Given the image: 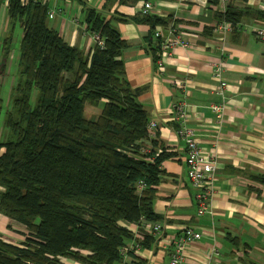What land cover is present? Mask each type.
<instances>
[{
    "label": "trees",
    "instance_id": "trees-1",
    "mask_svg": "<svg viewBox=\"0 0 264 264\" xmlns=\"http://www.w3.org/2000/svg\"><path fill=\"white\" fill-rule=\"evenodd\" d=\"M7 1L0 73L14 22L23 33L17 79L0 119V213L24 226L27 237L15 244L0 235V264H118L126 242L155 244L153 235L137 234L129 225L162 219L153 201L162 161L171 154L145 151V142L153 146L156 140L149 137L148 114L138 100L144 88L131 87L125 75L120 56L127 42L111 18L83 0L86 30L103 41L88 52L48 26L46 4ZM247 11L264 20V11ZM242 14L228 5L219 18L236 29ZM116 19L149 25L146 52L156 68L162 41L154 35L156 26L179 33L166 26L168 19L150 14L119 13ZM211 29L204 27L203 35ZM86 105L99 106V114L86 117ZM255 173L249 176L264 184V174Z\"/></svg>",
    "mask_w": 264,
    "mask_h": 264
},
{
    "label": "crops",
    "instance_id": "crops-1",
    "mask_svg": "<svg viewBox=\"0 0 264 264\" xmlns=\"http://www.w3.org/2000/svg\"><path fill=\"white\" fill-rule=\"evenodd\" d=\"M81 1L36 3L54 10L53 17L47 19L49 27L70 45L88 52L95 42L93 33L86 30ZM83 1L111 18L127 42L120 56L127 81L131 87L144 88L138 100L149 122H156L152 137L156 144L146 141V147L155 154L171 153L162 161L164 173L153 201L154 211L162 216L157 221L161 232L154 236L155 244L141 247L130 259L137 264H168L170 241L188 226L201 235L187 245L182 264L208 260L218 264H264V184L249 176L255 171L264 174V38L254 31L264 29V20L247 11V7L264 11V0H139L135 4ZM144 1L152 3L148 14L168 19L166 26L173 25L189 43L175 47L161 70L153 66L146 52L149 25L116 19L119 13L141 15L138 5ZM7 2L3 0L0 5V16L5 19ZM228 5L243 13L240 27L217 32L214 26L223 21L219 13ZM5 19L0 23L3 33ZM49 20H53L51 26ZM204 27L212 28L206 36L202 33ZM164 28L157 25L155 30ZM218 63H222V77L228 85L220 126L210 109V104L219 100L214 93L218 80L213 76ZM177 80H183V90L174 87ZM178 101L183 103L182 119L174 115L173 104ZM181 125L193 130L198 146L209 151L217 163L211 212L201 215L197 214L195 190L186 174L184 140L175 130ZM2 130L0 125V135ZM129 227L134 228L133 223ZM26 232L24 226L0 213V235L4 240L19 244L27 237Z\"/></svg>",
    "mask_w": 264,
    "mask_h": 264
},
{
    "label": "built area",
    "instance_id": "built-area-1",
    "mask_svg": "<svg viewBox=\"0 0 264 264\" xmlns=\"http://www.w3.org/2000/svg\"><path fill=\"white\" fill-rule=\"evenodd\" d=\"M22 4H27L30 2H36L39 0H20ZM44 2V0H43ZM138 10L142 14H148L151 10L152 3L150 1H144L142 4L138 5ZM54 15V10H47L48 18H52ZM233 24L229 21H221L219 24L215 25L214 28L217 32H226L233 29ZM237 27V26H236ZM257 36L264 38V29L255 28L254 29ZM155 36H160L161 41V51L158 53L157 66L158 70L163 68V62L165 58L173 55L174 48L177 46H189L187 40L183 38L181 33H176L174 28L168 27L166 30L156 29ZM94 42L99 46H103V41L99 34H92ZM213 76L218 80V84L215 87L214 93L218 96L219 100L210 104V109L216 115L215 122L218 126L223 122V109L227 103V82L222 77V63H218L213 68ZM174 87L183 90L184 83L183 80H177L174 82ZM173 110L175 112L176 119H182L184 117L183 103L182 101L175 102L173 104ZM156 122H148L147 129L149 137L152 138L155 134L154 128ZM177 134L183 138L185 144V166L186 174L190 181L191 186L195 190V200L197 202V214L201 215L205 212H211L210 207V196L214 189V180L217 169V163L209 151L198 146L195 134L193 130L185 125H181L176 129ZM149 147H146L145 151H148ZM151 158L150 160H152ZM133 232L137 234H150L157 236L161 232V225L158 222H146L143 221L140 226L133 224ZM138 228H141L139 231ZM141 232V233H140ZM200 232H195L191 227H184L177 235H175L170 241L172 248L169 254L168 264H182L183 255L187 245L199 238ZM169 244V241H167ZM141 242L132 240L126 242L123 246L119 248V253L122 260L118 264H133L131 255L136 253L141 248ZM203 264H218L216 260H208Z\"/></svg>",
    "mask_w": 264,
    "mask_h": 264
},
{
    "label": "rangeland",
    "instance_id": "rangeland-1",
    "mask_svg": "<svg viewBox=\"0 0 264 264\" xmlns=\"http://www.w3.org/2000/svg\"><path fill=\"white\" fill-rule=\"evenodd\" d=\"M5 17L3 15L0 16V23L2 20H4ZM7 19V17H6ZM5 19V20H6ZM49 25L51 26L53 24V20L48 21ZM3 27V25H2ZM11 34V43H10V53L7 59V62L5 63L3 67V73L0 74V119H2V116L4 114L5 108L7 107L8 98L10 97V90L12 85L16 82V70H17V59L19 55V45L20 40L22 37L23 29L19 22H14L13 26L11 27V30L9 32ZM5 33L1 32L0 30V41L5 37ZM3 56L0 51V57ZM0 65H3L0 62ZM37 89L34 88L31 91L30 95V101L34 103L36 97H37ZM100 112L99 106H91L86 105L85 107V115L86 117L96 116ZM71 260V259H70ZM72 261V260H71ZM79 264V263H77Z\"/></svg>",
    "mask_w": 264,
    "mask_h": 264
}]
</instances>
